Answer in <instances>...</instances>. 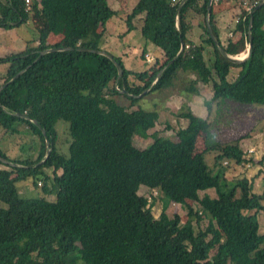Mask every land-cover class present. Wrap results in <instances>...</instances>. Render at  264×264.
Instances as JSON below:
<instances>
[{"label":"trees","instance_id":"trees-1","mask_svg":"<svg viewBox=\"0 0 264 264\" xmlns=\"http://www.w3.org/2000/svg\"><path fill=\"white\" fill-rule=\"evenodd\" d=\"M260 1L218 0L217 5L239 12L231 38L221 45L213 5L207 12L209 0L181 5L138 0L125 17L124 34L142 16L141 36L164 59L143 80L100 47L106 24L116 14L107 0H30L29 11L24 0H0L1 31L26 23L31 11L39 13L33 20L42 28L35 46L0 58L7 64L0 76V128L15 134L16 124L23 125L39 141L35 158H10L0 149V165L6 168L0 169V264H264V233L258 224L264 170L263 191L257 195L253 180L225 177L231 163L252 162L239 145L249 136L206 145L209 122L189 110L177 114L187 124L174 132L175 139L149 135L157 114L132 109L143 91L173 87L179 72L195 77L189 93H196L198 83H211L207 112L220 100L264 106V3L250 14ZM188 11L204 22L209 14L210 31L228 56L246 53L250 36L249 57L230 62L205 25L212 58L204 61L186 37ZM57 24L63 27L62 38L47 43ZM87 50L103 51L113 60ZM83 61L89 70L79 67ZM115 63L122 67L121 76ZM232 69L238 71L230 79ZM116 96L126 98L128 107L118 104ZM58 121L68 123V155L57 148ZM135 135L152 142L137 148ZM201 137L204 147L198 149ZM207 155H213L211 165ZM263 162L264 156L257 163ZM141 186L186 208V223L164 211L155 219L151 205L138 194ZM29 188H40L43 197H22ZM49 194L53 201L44 198ZM203 220L206 227L194 231L190 223L199 227Z\"/></svg>","mask_w":264,"mask_h":264},{"label":"rangeland","instance_id":"rangeland-1","mask_svg":"<svg viewBox=\"0 0 264 264\" xmlns=\"http://www.w3.org/2000/svg\"><path fill=\"white\" fill-rule=\"evenodd\" d=\"M25 1V0H24ZM26 3V2H25ZM109 6L110 8H114L117 2L114 0H110ZM30 0L26 3L27 10L29 11ZM114 5V6H113ZM239 12L233 13V17L236 19ZM203 25L205 27L204 19ZM227 24V30L229 29L230 23H222ZM42 28H38L37 24L32 17H29V20L26 23H23L14 29L11 33H9V38L7 34L0 33V58L4 57L7 53H14L17 50L24 49L25 46L36 45V40H38L41 33ZM43 32L45 30L43 29ZM57 34H49L47 43L51 41V43L59 40L55 38ZM208 47L204 46V49L201 51V57L204 61L208 62L212 58V49L209 45ZM17 51V52H18ZM200 51V50H199ZM244 53H240L237 57L241 58L244 56ZM8 55V54H7ZM143 58V56H142ZM146 60V56H144ZM147 62V61H146ZM153 62V59H152ZM152 62L148 63L151 64ZM159 63V61H158ZM157 63V64H158ZM156 64V68H157ZM79 67L82 70H89L90 65L86 62H81ZM7 70V64L0 63V76L3 75ZM237 69L231 70V75L229 78H234L237 74ZM139 74V73H138ZM142 72L139 74L141 76ZM2 77V76H1ZM133 77H130V82H136L133 80ZM145 80V77H142ZM0 79V83H1ZM201 85V98H197L194 102V106L188 101L191 98L192 93H189L186 89L188 88V83H184V81H177L174 84V87L164 89L161 91L153 92L148 94L147 92L141 95L143 97L138 103L132 107V109H136L137 107L145 110L155 112L158 116V120L154 129L149 130L148 134H152L156 132L159 136L162 137H170L175 139L174 132L183 129L186 126V120L182 118H178L177 114L179 112H186L187 110L191 111L194 116H206L205 120L209 122L208 136L206 145H211V143L215 142H227L234 140L242 135L247 134L249 136L246 141L240 145L244 152L246 159H251L252 162L243 166H235L232 163L230 166L226 168L225 177L228 180L237 179V178H247L249 180H253V189L252 192L254 194H261L263 191V181H262V173L264 170V162L263 165H258V161L262 159L264 156V106L262 105H244L239 104L232 101H223L220 100L221 103L217 104L213 108H211V112L207 113L206 107L203 106V99L208 98L210 100V94H212L211 83L208 85H204L198 83L196 85V93H198V85ZM179 93V95H183L182 99L175 98V94ZM174 99V105H168L167 99L169 97ZM115 101L124 106L128 107L129 103L126 98L122 96H116ZM180 101V102H179ZM227 104H223V103ZM17 132L15 134L5 132L2 128H0V149L4 151L10 158L15 159H26V158H35L37 156V152L39 149V141L35 134H32L28 131V129L23 126L16 124ZM56 132L58 134L57 137V148L61 153L68 155V147L70 143V137L68 135V123L65 121H58L55 125ZM68 141V142H67ZM203 137H201L198 141V149H202L204 147ZM152 140L150 138H142L138 135H135L132 138V143L135 147L144 149L151 144ZM251 145V147H249ZM213 159V155H207L205 157V162L211 165ZM0 169H6L4 166L0 165ZM49 178H52V170H46ZM49 187H52L50 183ZM138 194L143 196L149 205H151V212L153 217L158 218L159 214L164 211L168 217H172L173 215H178L180 217V224L186 223L187 219V210L182 205L175 204L170 202L168 199L161 197L157 192L149 190L147 187L141 186L139 188ZM213 196V191H209ZM24 198H39L43 197V193L40 188L38 189H27L26 191L21 193ZM48 201H53L54 196L51 194L44 197ZM264 206V202H262ZM193 226L194 231H197L198 228H205L207 225V221L203 220L200 222L199 227L195 225L194 222L190 223ZM258 224H259V233H264V210L259 212L258 214Z\"/></svg>","mask_w":264,"mask_h":264},{"label":"crops","instance_id":"crops-1","mask_svg":"<svg viewBox=\"0 0 264 264\" xmlns=\"http://www.w3.org/2000/svg\"><path fill=\"white\" fill-rule=\"evenodd\" d=\"M35 1L39 2L40 0H35ZM114 1L117 2V4L116 6L113 5L114 8L112 9L116 12V14L106 24V31L104 34L103 42L100 47L102 48V50L109 52L116 57H119L125 69L139 74L142 72L143 74H141L140 78L141 77L147 78L149 74L156 68V64L158 63V61L159 63L157 64V67L161 65V63L164 61L162 52L152 43L146 41L141 36L140 25H141L142 16L137 17L133 21L132 31L124 34L126 32L125 17L136 5L138 0H114ZM107 2L108 4L112 5V3H110V0H107ZM212 5L214 11L213 24L217 31L221 45H225L234 32L235 24H236L235 22L237 18L233 19V22L231 21L232 20L231 18L233 17L234 15L233 13H235V11L238 12V9L237 8L227 9L226 7H223L221 4L217 5L216 3L213 2ZM35 15L37 16L39 15V13L37 11H33V12L31 11L29 17H32L33 20V17H35ZM184 21L189 25V31L186 35L187 39L190 40L193 43V45H195L198 48V50H200L199 52L201 53L202 49H204V46L208 47L205 42V36L203 34L204 25H203L202 16L193 14L190 11H188L186 12V14H184ZM222 23H230L231 24L229 26L230 30L226 29L227 24H222ZM205 24L207 25V23ZM14 29H17V27H14L13 29L7 30L5 32L0 30V33L7 34L8 35L7 37L9 38L10 35L9 33H11ZM56 32H59L61 34H58L57 36H55V38L58 37L59 39L62 38L63 27L57 24L55 29H53V32H51L50 34H54ZM21 50L23 49H20V51ZM7 54L10 55L12 53H7ZM7 54L4 56H7ZM144 56L151 57L153 59V62L151 64H148L144 59ZM193 79H195L194 75H191L190 73L187 72L185 73L179 72L177 74V78L174 84H176L177 81H182V80L184 81V83H189ZM174 86L175 85H173V87ZM197 87H198V93H195L194 95L191 96L190 99H188V101L193 106L196 99L201 98L200 97L201 85L199 84ZM182 97L184 96L179 95V93H177L175 94L174 99L175 98L182 99ZM174 99H172V97L170 96L167 99V104L174 105L173 104ZM209 99H211V96ZM205 101H209L208 98L203 99V106ZM198 117L202 119L206 118V116L203 117L201 115ZM245 141L246 139L240 141L239 145H242ZM249 147H251V145H249ZM240 148L242 150V147Z\"/></svg>","mask_w":264,"mask_h":264},{"label":"water","instance_id":"water-1","mask_svg":"<svg viewBox=\"0 0 264 264\" xmlns=\"http://www.w3.org/2000/svg\"><path fill=\"white\" fill-rule=\"evenodd\" d=\"M184 2H185V0H182V3H184ZM182 3H181V4H182ZM263 3H264V0H261V1L256 5V7L251 11L250 14L252 15V13L256 10V8H258L259 6H261ZM181 4H180V5H181ZM180 5H179V7H180ZM211 5H212V0H209L208 5H207V12H208V13L210 12ZM208 16H209V14H207V17H206V19H207V22H206V23H207V31H208V34H209L210 38L213 40L214 44H215L216 46H218L219 51L221 52V54H222L226 59H228L230 62H233V63H241V62L245 61V60L249 57L250 52H251V37L249 36V44H248V48H247V51H246L245 56H242L241 58H239V57H231V56H228V55L224 52V50L220 47L219 43H218L217 40L214 38V36L212 35V33H211V31H210V28H209V25H208ZM251 23H252V16H251L250 21H249L248 35H250ZM182 49H183V46H181L180 50H182ZM87 51H89V52H91V53H97V54L105 55V56H107L110 60H113L112 56L106 54V53L103 52V51H95V50H87ZM115 66H116V68H117V70H118V74H119V76H121V74H122V67H121L119 64H117V63H115ZM146 92H147V90L143 91L142 94L139 95V97H140L141 95L145 94ZM23 117H24V116H23ZM1 160H2V159H1ZM2 161L5 162L4 160H2Z\"/></svg>","mask_w":264,"mask_h":264},{"label":"built area","instance_id":"built-area-1","mask_svg":"<svg viewBox=\"0 0 264 264\" xmlns=\"http://www.w3.org/2000/svg\"><path fill=\"white\" fill-rule=\"evenodd\" d=\"M25 2L27 3L28 0H25ZM212 2H213V3H217L218 0H212ZM170 3H171V5L181 4V3H182V0H170ZM244 56H245V55H244ZM146 61H147V63H150V62H152V58L146 56Z\"/></svg>","mask_w":264,"mask_h":264},{"label":"bare ground","instance_id":"bare-ground-1","mask_svg":"<svg viewBox=\"0 0 264 264\" xmlns=\"http://www.w3.org/2000/svg\"><path fill=\"white\" fill-rule=\"evenodd\" d=\"M240 57V56H239Z\"/></svg>","mask_w":264,"mask_h":264}]
</instances>
